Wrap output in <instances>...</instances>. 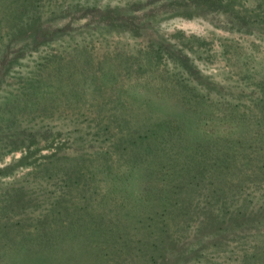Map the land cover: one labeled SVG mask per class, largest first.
I'll use <instances>...</instances> for the list:
<instances>
[{
    "label": "rangeland",
    "instance_id": "1",
    "mask_svg": "<svg viewBox=\"0 0 264 264\" xmlns=\"http://www.w3.org/2000/svg\"><path fill=\"white\" fill-rule=\"evenodd\" d=\"M193 1H33L71 23L0 80V138L47 131L0 140V167L27 154L0 173V264H264V0H235L260 3L241 24ZM91 7L140 17L137 31L92 27ZM11 11L0 2L3 24ZM172 192L186 217L170 218ZM203 209L221 212L208 230Z\"/></svg>",
    "mask_w": 264,
    "mask_h": 264
},
{
    "label": "trees",
    "instance_id": "2",
    "mask_svg": "<svg viewBox=\"0 0 264 264\" xmlns=\"http://www.w3.org/2000/svg\"><path fill=\"white\" fill-rule=\"evenodd\" d=\"M33 1L34 0H0L1 3L7 2L8 6L12 9L11 18L8 20L6 19L7 22L5 24H3V20L5 18H2V14L0 16V26L6 29L0 32V46H2L0 50V80L8 68V63L11 64L15 58L23 56V50L27 48L35 49L38 45L51 42L57 35L65 33L69 30L67 28L70 27L69 25L71 22L59 24L58 19L55 17L43 19L42 14L39 11L32 10ZM192 4L205 10L217 9L220 11H226L230 17L232 16L235 18V24L257 21L258 18L254 13V8L257 7V5H260L259 3L254 6L244 8L240 5V2L235 3V0H194ZM236 4H238V6H236ZM31 10V14L28 13V11ZM86 10L87 12H90V22L88 21V24L91 23L93 25L92 27L96 28L105 27L114 29L119 26L137 31V25L135 22H140L141 20L140 17L133 15H118L114 8L110 7H91ZM72 19L74 18H71V20ZM53 70L54 72H60V68L57 67ZM50 72L51 70L49 71L45 67H42L38 71L34 72L32 76L29 77L28 81L30 83H42L44 81L43 76H47ZM34 104L36 108L33 111H30L28 114L23 113L26 118L30 117L33 121L37 120L39 116L38 109L39 107H42L39 105V101H36ZM46 133V129L41 126L23 127L14 134H5L4 137L0 138V140L4 141L6 144H13V147H17L18 144H33L43 138ZM26 157L27 154L21 156L14 162L1 166L0 173L24 164ZM79 157L84 160L87 159L84 158L83 154H80ZM205 169L208 177L212 180V183H215L217 175L222 171V168L218 165L215 166V163H213L212 165L206 166ZM205 169L203 172H205ZM70 176L71 174H68V177ZM194 187H198L196 182L194 183ZM179 189L181 191L182 185L179 186ZM213 193L215 197L219 196L216 192L213 191ZM178 194L179 192H172L170 198L172 206L170 218L174 220L186 217L191 208V204L190 207L182 204L180 205L179 202L181 198ZM195 212L197 213V218L200 217V223H203L202 226L205 230L214 227L216 223H218L219 215L221 214L220 211L213 212V210L206 209ZM245 213V210L238 211L236 213L235 218H237V221L238 219L240 220L236 223L237 226H240L249 220V218H245ZM255 215L264 216V213L260 212L258 215L256 211H254L253 216ZM171 246L174 245L172 244ZM161 256L163 260L168 259L166 253H163Z\"/></svg>",
    "mask_w": 264,
    "mask_h": 264
}]
</instances>
